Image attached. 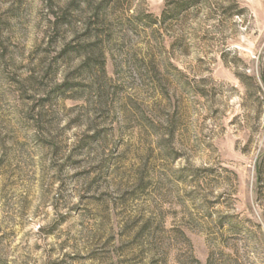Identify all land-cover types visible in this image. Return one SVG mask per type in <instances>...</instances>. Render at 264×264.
<instances>
[{
    "label": "rangeland",
    "instance_id": "rangeland-1",
    "mask_svg": "<svg viewBox=\"0 0 264 264\" xmlns=\"http://www.w3.org/2000/svg\"><path fill=\"white\" fill-rule=\"evenodd\" d=\"M181 4L0 0V264H264V0Z\"/></svg>",
    "mask_w": 264,
    "mask_h": 264
},
{
    "label": "trees",
    "instance_id": "trees-1",
    "mask_svg": "<svg viewBox=\"0 0 264 264\" xmlns=\"http://www.w3.org/2000/svg\"><path fill=\"white\" fill-rule=\"evenodd\" d=\"M165 1V6L168 7L170 10L171 17H175L180 13L181 7H182V0H164ZM165 14L162 15L161 21L154 20L151 21V25H160L164 22L165 20Z\"/></svg>",
    "mask_w": 264,
    "mask_h": 264
}]
</instances>
